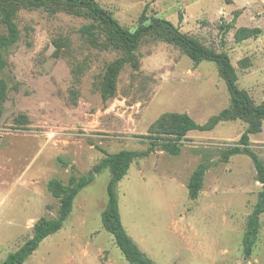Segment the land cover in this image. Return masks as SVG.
<instances>
[{
  "label": "rangeland",
  "instance_id": "374dc122",
  "mask_svg": "<svg viewBox=\"0 0 264 264\" xmlns=\"http://www.w3.org/2000/svg\"><path fill=\"white\" fill-rule=\"evenodd\" d=\"M95 1L129 32L165 19L204 47L225 52L236 86L264 104V0ZM11 9L19 36L5 49L0 71V264L32 236L40 218L58 216L61 200L48 191L49 180L67 184L104 157L144 152L151 141L150 153L133 157L115 184L121 224L141 252L156 264H264V212L248 256L242 244L263 189L239 144L247 119L220 120L180 139L151 130L164 114L186 113L205 124L229 108L217 64L193 61L163 31L151 32L105 98L108 66L125 54L110 43L102 22L63 3ZM0 34H7L1 21ZM248 139L264 164V117ZM199 170L201 187L190 198L188 184ZM109 178L108 169L95 174L73 197L62 227L23 264H130L102 224Z\"/></svg>",
  "mask_w": 264,
  "mask_h": 264
},
{
  "label": "trees",
  "instance_id": "16d2710c",
  "mask_svg": "<svg viewBox=\"0 0 264 264\" xmlns=\"http://www.w3.org/2000/svg\"><path fill=\"white\" fill-rule=\"evenodd\" d=\"M48 3H63L69 7L86 9L92 18L102 22L106 26L110 43L115 44V47L122 49L124 52V57L117 59L108 66L106 81L103 87V95L105 98L113 94L117 74L123 64L129 62L133 58V53L137 49L140 38L151 32L163 31L167 38L179 46L193 61L208 60L217 64L230 94V107L223 109L205 124L196 123L186 113L164 114L151 125V130L158 134H167L173 139H180L189 131L211 130L220 120L236 117L247 119L248 127L240 136L239 144L243 146V152L248 154L253 160L257 172V180L263 185V189L258 196L255 207L248 216L246 231L242 238L244 254L248 256L257 239L259 215L264 212V164L250 150L248 134L258 127L259 118L264 117V104H254L249 96L236 86L234 68L230 63L228 55L225 52H215L204 47L193 38L180 32L171 22L165 19L153 18L149 24H140L134 32H129L121 27L120 24L112 18L108 12L101 8L95 0H0V21L7 29V34H0V71L6 65L4 59L5 49L16 42L19 36L18 28L13 19L11 6L13 4H20L39 7ZM144 18V14H142L139 19L142 21ZM84 30L89 32L87 26L84 27ZM244 31L247 30H241V32ZM4 91L5 84L0 80V103L3 101ZM149 145L150 146L144 152L121 150L113 155H108L95 164L89 174L79 179L72 176L69 178L67 184L57 179L49 180L47 183L48 191L52 196L60 198L61 200L58 216L55 219L40 218L33 225L32 236L15 251L9 253L3 264H23L44 238L57 232L72 210V199L75 194L80 189L90 184L94 180L95 174L103 169H108L110 173V178L106 185L108 201L102 212V224L104 229L113 236L115 244L130 264H156L153 260L145 256L134 241L126 234L120 221L118 202L115 193V184L126 175L130 160L135 156L150 153L154 142H149ZM166 145L171 154H178L179 149L175 144L170 143ZM236 151H239V148H236ZM201 172V170L195 172L190 179L188 184V194L190 198H195L201 187Z\"/></svg>",
  "mask_w": 264,
  "mask_h": 264
}]
</instances>
